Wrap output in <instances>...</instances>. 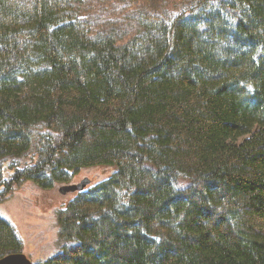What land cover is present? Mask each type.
<instances>
[{"label":"trees","instance_id":"obj_1","mask_svg":"<svg viewBox=\"0 0 264 264\" xmlns=\"http://www.w3.org/2000/svg\"><path fill=\"white\" fill-rule=\"evenodd\" d=\"M96 1L0 0V202L111 168L32 264H264V0Z\"/></svg>","mask_w":264,"mask_h":264},{"label":"rangeland","instance_id":"obj_2","mask_svg":"<svg viewBox=\"0 0 264 264\" xmlns=\"http://www.w3.org/2000/svg\"><path fill=\"white\" fill-rule=\"evenodd\" d=\"M90 2L94 7H98L96 0H90ZM109 2L101 0L99 3L100 10L106 7L110 9L106 17L99 21V27H110V21L115 22L118 17L123 18L131 10L128 1L126 4L117 2L116 9H112L111 13ZM110 171L111 168L105 166L84 168L74 182L83 178H89L95 182L108 176ZM59 186L55 185L50 190H41L32 182H23L16 185L7 198L0 202V214L16 228L23 243L21 253H24L32 263L46 259L59 249L56 210L74 195L61 194L58 190Z\"/></svg>","mask_w":264,"mask_h":264},{"label":"water","instance_id":"obj_3","mask_svg":"<svg viewBox=\"0 0 264 264\" xmlns=\"http://www.w3.org/2000/svg\"><path fill=\"white\" fill-rule=\"evenodd\" d=\"M89 179L83 178L74 184L68 186L59 187L58 190L61 194H65L68 191L83 190L88 185ZM0 264H32L31 260L24 253H11L0 258Z\"/></svg>","mask_w":264,"mask_h":264},{"label":"bare ground","instance_id":"obj_4","mask_svg":"<svg viewBox=\"0 0 264 264\" xmlns=\"http://www.w3.org/2000/svg\"><path fill=\"white\" fill-rule=\"evenodd\" d=\"M87 179H89V178H87ZM91 183H93L92 181H91V179H89V183L88 184H91ZM70 184H74V183H70ZM69 184H63V185H60L59 187H63V186H68ZM86 187H87V185H86ZM85 187V188H86ZM80 191V190H79ZM78 190H75V191H68L67 193H72V194H74V193H76V192H79ZM67 193H65V194H67Z\"/></svg>","mask_w":264,"mask_h":264}]
</instances>
